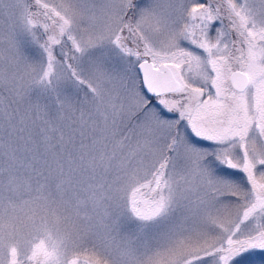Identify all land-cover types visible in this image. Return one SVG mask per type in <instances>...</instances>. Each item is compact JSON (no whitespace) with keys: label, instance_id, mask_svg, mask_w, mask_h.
I'll return each instance as SVG.
<instances>
[{"label":"snow or ice","instance_id":"1","mask_svg":"<svg viewBox=\"0 0 264 264\" xmlns=\"http://www.w3.org/2000/svg\"><path fill=\"white\" fill-rule=\"evenodd\" d=\"M0 264H264V0H0Z\"/></svg>","mask_w":264,"mask_h":264},{"label":"rangeland","instance_id":"2","mask_svg":"<svg viewBox=\"0 0 264 264\" xmlns=\"http://www.w3.org/2000/svg\"><path fill=\"white\" fill-rule=\"evenodd\" d=\"M66 94L72 95L75 99L79 98V94L75 93V90L72 88H68L65 90ZM33 99H40L43 103L49 104L52 108H55L54 100L51 97L48 96H40L39 91H34L32 93Z\"/></svg>","mask_w":264,"mask_h":264}]
</instances>
